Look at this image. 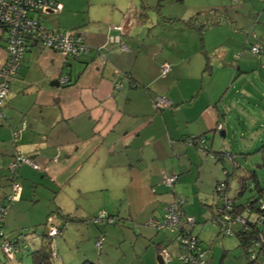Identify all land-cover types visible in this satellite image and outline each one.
Here are the masks:
<instances>
[{"label": "crops", "instance_id": "obj_1", "mask_svg": "<svg viewBox=\"0 0 264 264\" xmlns=\"http://www.w3.org/2000/svg\"><path fill=\"white\" fill-rule=\"evenodd\" d=\"M134 1L115 0L112 4L95 1L96 4L88 7L82 15L80 12H66L64 5L59 13H48L64 14L61 25L66 29L80 28L88 49L78 58H67L58 51L43 49L39 44L28 46L16 77L10 83L7 98L0 107V199L3 200L10 190L7 165L16 144L17 149L39 168L35 169L27 163L19 167L17 175L22 177L23 188L13 211L17 207L21 209L20 204L27 200L30 188L34 187L33 195H37L38 186L48 192L56 185L68 186L73 176L83 174L88 191L96 192L97 200L105 198V206L101 209L113 219L120 220L123 223L120 228L127 225L136 242L138 239L141 241V250L136 251L134 244L128 263L156 264L155 257L159 254L157 245L165 250L167 245H174L175 249L174 233L169 228L155 230L145 223L150 216H161L176 197L181 195L186 198L181 185V180L185 181L182 179L184 176L195 184L198 179L200 185L201 174L206 175L208 180L205 192L201 193L203 197L198 194L200 204L193 197V205L185 208L180 204L178 210L185 217L194 219L193 231L199 236L206 227L212 233L216 231L212 217L217 215L218 200L212 191L214 183L222 179L227 163L219 157L220 151L210 150H213L216 141L217 124L221 125V135L226 134L218 108L220 91L226 90L224 79L228 78V69L231 70L226 57L234 49H243L245 42L251 41L252 32L244 33L235 24L231 26L225 22L207 26L201 40L199 31L185 22L162 20L160 14L168 13L167 9H161L159 14L151 8L152 3L158 0ZM244 2L240 7L248 5V10L236 13L241 20L248 19L247 23H250L253 16L254 19H264V1H254V5L253 0ZM174 6L175 12L166 18L187 19L182 16L181 8ZM145 13L150 18L141 19ZM235 22L240 25L239 21ZM259 26L264 27L261 23ZM110 37H117L118 41L108 42ZM5 38L6 35L3 36L0 31V67L7 55ZM230 41H235L232 50L226 48ZM259 41L264 44V38L259 37ZM121 43L125 44V49H121ZM216 51L224 65L217 73L210 65L211 56ZM164 62L169 64V71L162 77L160 69ZM207 62L209 67H206ZM63 76L68 77L67 83H61ZM116 82L120 83V88L115 87ZM156 96L169 99L170 106L156 109L153 105ZM13 131H18L16 142L12 138ZM189 135H204V145L210 151L207 155H212L206 157L212 160V167L215 168L211 174L201 171L202 157L198 146L184 143ZM226 153L232 163L240 167L237 173L245 172L244 164L240 165L237 157L232 155L234 153ZM249 162L253 163V159ZM261 164L256 163L257 166ZM163 170L178 174L171 188L163 183ZM32 172L41 174L42 180L37 182ZM254 172L260 185L264 186V178ZM234 176L228 189L232 185L234 190H238L240 183L236 174ZM82 189L78 187V191ZM107 201L116 202L114 208L108 207ZM56 205H59L56 211L63 219L72 215L69 210L64 213L61 203ZM192 207L195 208L193 212ZM50 210L27 225L43 226L49 216L56 215L54 211L49 214ZM95 214L92 212L88 217H95ZM9 222L7 213L4 227L8 228ZM60 233L54 236L57 237L55 240L52 238V249L56 254L53 264H68L60 250ZM93 233H98V230ZM204 236V239L208 237ZM99 237L103 235L95 236L94 241L88 236L87 240L96 248L95 241ZM221 237L220 245L217 244L220 247L213 244L219 240L217 236L210 241L205 264H251L237 237L234 240L232 235ZM40 240L32 239V249L41 245ZM56 248H59L60 255ZM102 248L103 244L101 249L96 248L97 252ZM167 252L170 258L171 253ZM84 255L82 258H89V255ZM169 258L164 264L169 263ZM175 258L184 264L176 254ZM97 263L108 264L102 258H98Z\"/></svg>", "mask_w": 264, "mask_h": 264}, {"label": "rangeland", "instance_id": "obj_2", "mask_svg": "<svg viewBox=\"0 0 264 264\" xmlns=\"http://www.w3.org/2000/svg\"><path fill=\"white\" fill-rule=\"evenodd\" d=\"M58 1L65 6L66 12H80L82 15V13H86L88 7H92L93 4H96L95 1L99 4L102 1L112 4L115 0ZM138 1L140 0H136L134 1V3H137ZM244 1L246 0H158L152 3L151 8L156 11L166 8L168 13L165 12L162 14V16L166 17L169 16L168 14H170L171 12H175L176 8L174 5H177V7L181 8V14H183L182 16H185L184 18L188 19L196 16L199 17L200 21H197L196 26H199L201 25V23H204L203 33L207 26L217 25L226 22L231 26L236 25V28H238V30H241L244 33H255L257 36V40H259V37L264 38V27L259 26L260 23L261 25H264V19H254L253 16L250 17V23H247L248 19L241 20L240 17L236 15V13L240 12L241 10H248V5L243 6V8L240 7L245 3ZM254 1L258 0H253V5L255 4ZM152 9L150 11H152ZM206 13L208 14V17L204 16V14ZM146 14L147 13L143 14L140 18H150L149 16L147 17ZM63 16L64 14L62 13L58 15L48 14L47 16H45L43 22L46 26L50 28H57L56 26H59L58 28L63 30L66 29V27L61 25L62 18L64 19ZM160 18L162 20L164 19L162 17ZM215 18L217 23L211 24L210 20ZM236 20L239 21L237 23H239L240 25L236 24ZM253 41L254 40L251 38V41L247 40L246 44L244 45L248 47L250 46L249 42ZM233 44H235V41L228 42L226 44V48L232 50L234 48L232 47ZM241 50L234 49L233 51H231V54L228 55L229 58L226 57V60H228L227 64L229 65L231 70L228 69V73L230 72V75L228 74V78L224 79L223 83V87L226 90L220 91L222 92L220 93L221 100L218 102L221 122L224 125L226 134L221 135V125L217 124L215 127L216 141L213 150L210 151H220V158L223 160L224 163H227V165L225 164L227 169H224L223 177L224 174L228 175L229 172H232V159H230V156H226L225 154L227 151H229L234 153L232 155L235 156V158L237 157V160L241 166H243L244 164V167L246 169L257 171L258 174H261L259 176L262 179L264 178V166H257L256 163H264V159H262V154L260 152V147L264 146V53H261L257 56L244 54L240 58H236V55ZM221 51H225V49H221ZM213 56L218 57L219 59L214 60ZM211 57L212 62L210 63V65L212 64L216 73L222 71V67H224V65L221 64L222 61L220 59L221 57H219L218 55V51H216V53H214V55H212ZM210 65L208 64V66ZM225 67L227 69V66ZM225 80H228L226 81L227 83H225ZM193 137H196V135H190V138ZM211 137L212 132L210 133L209 138L211 139ZM185 138H188V136ZM185 144L191 146L190 142H186ZM198 151L202 157L200 162L201 171L207 175L211 174L215 171V168L212 167V160H209L206 157L212 156L207 155L210 151H208L207 147L205 148V145L204 147L202 145H199ZM254 156H256V158H254ZM250 159H253V163L249 162ZM165 161L170 162L167 159ZM163 172L167 175H176V177L178 175L176 171L170 172L163 170ZM32 174L34 177L36 176L37 182H39V180H42L41 174H36L35 172H32ZM160 175L162 176V170L160 171ZM201 176V179L203 178L201 180V185L198 184V179L197 184H195L188 181V176H184L182 178L186 181L185 182L181 180V185H183L184 187L183 194L184 196H186V198L184 199L185 201L182 204V206L184 205L185 208L194 204L192 202L193 197H195V200L198 203V194L199 196L203 197V194L201 193L205 192L204 188L206 187L208 177L204 174H201ZM9 177L11 179V183L12 181H16L19 183L20 191L18 197L15 196L16 200L7 202L6 214L8 213V217L10 218V226L6 228L3 224L2 230L5 235L9 238H24L25 240L23 241L22 239L20 242V250L16 255L18 259H15L13 254H11V259H7L4 257L2 251L0 250V258L4 261L6 260V264H29V260L26 256V253L27 250H33L32 237L34 236V238H36V233H42L44 229L42 224H38L35 226L27 224H31V222H33L32 220L38 219L42 215V213L48 210L49 208L52 209L50 210L49 214L54 212L56 213V215L49 216V223H57L58 221L63 219L61 213L59 211H56L57 207L59 206L56 205L57 203H61L60 207L61 209L65 210L64 213H68L67 211L69 210L72 214L71 216H66L64 218L66 219V223L63 225L61 233L58 236V238L61 239L62 242V248L60 250H62L64 260L68 264H72L75 261L77 262L76 264H80L83 260H89L97 263L98 258H102L108 264H129L128 255L132 253V248L134 244L136 245V251L139 249L141 250V241L138 239L136 242L134 234L128 230L127 225H125L126 227L123 226L124 228H120L123 225L120 220H118L116 223L111 224H96L93 223L92 220L88 217V215L92 214V212L96 213L97 215L99 214V212L102 210V206H105V198L100 197V199L97 200V196L95 194L96 192L88 191L87 187L83 182V180L85 179V176H83V174H81L80 176H73L68 186L56 185L53 188L49 189L48 192L43 191V189L38 186V190L36 193L37 195H33L34 187L30 188L28 185V189L30 188V192L29 195L26 197L27 200H24V203L20 204L22 205L21 209H17V207L14 211L13 207L15 206L16 202L19 201L18 199L21 194V189L23 188V180L22 177L18 175L9 174ZM223 177L221 178L223 179ZM218 183L220 184L221 182ZM190 185L193 186V189H191ZM198 185H200V187H198ZM78 187L83 188V191H78ZM178 187L180 191V184L178 185ZM226 188L227 184L225 182L224 191L226 190ZM236 191L237 190H234V187L231 185L230 192L236 193ZM56 193L57 195L55 201H53L55 197L54 195ZM212 194L217 200L219 199L217 198L219 196L218 190H215ZM249 195H251V191L246 190L244 192L243 197L246 198ZM106 204L108 207L114 208L116 202L107 201ZM209 205L211 204L209 203ZM198 209H200V207H198ZM193 211H195V208L192 207V212ZM186 215L189 214L186 213ZM182 216L184 217V215ZM186 222H188L190 229H192L195 223L194 219H192V221L187 220ZM208 223L211 222H206V224ZM213 225L216 227L215 233H212V230H209V227H206L207 229L205 230V232L200 235V238L204 242H202L203 244L209 241H213L214 237L217 236L219 240L214 241L213 244L216 243L215 245H220V238L222 237L221 235L217 234L219 232V228L215 223ZM196 226L199 227V224H196ZM230 227L234 229L233 225H231ZM95 230H98V233H93L95 232ZM101 234L103 235V248L100 252H97L96 248L90 245L89 240L94 241V237L100 236ZM203 234L208 237L206 239L202 238ZM88 236H90L89 240H87ZM227 237L229 238L230 236ZM56 238L57 237H54L53 240H55ZM235 238L236 237L233 233L232 239L234 240ZM24 243H27L26 248L24 247ZM165 248H167V250L171 253L168 264H181L175 258L176 246L175 249L174 245H167V247ZM56 249L58 255H60L59 248ZM84 254L89 255V258H82V256H85ZM21 257L22 260H19V258ZM155 261L156 264H158L156 257ZM53 262L54 261H52V264Z\"/></svg>", "mask_w": 264, "mask_h": 264}, {"label": "built area", "instance_id": "obj_3", "mask_svg": "<svg viewBox=\"0 0 264 264\" xmlns=\"http://www.w3.org/2000/svg\"><path fill=\"white\" fill-rule=\"evenodd\" d=\"M237 1V0H233ZM264 1V0H262ZM63 9V5L56 0H0V31L6 33V58L3 65L0 67V107L4 104L7 93L9 90L10 83L16 77L18 69L21 65L23 55L31 43L39 44L43 49H49L53 51H58L62 53L67 58H78L82 53L86 52L88 49V44L86 38L79 28L72 29H59L50 28L46 26L43 22L44 17L48 13H59ZM113 28H121V26H113ZM118 41L117 37L108 38V42ZM121 49H125V44L121 43ZM261 49L258 45H253L250 48V52L253 54L260 53ZM169 71V64L164 62L161 64L160 73L164 77ZM69 81L67 76L61 78V83H67ZM116 88H120V83H114ZM156 109H160L166 106H170V100L163 96H156L153 102ZM220 125V124H219ZM218 125V128H219ZM18 136V131L12 132L13 141L16 142ZM199 145L203 144V138L193 137ZM190 138L186 139L190 142ZM14 154L12 155L11 161L7 165V169L10 174L17 175L19 167L24 164H30L33 168L38 169V165L31 160L28 156L23 155L18 149L17 145L14 144ZM176 181V175H163V183L166 186L172 187ZM219 195L224 192V182H221L217 186ZM223 187V189H222ZM20 191L19 183L12 181L10 183V190L8 194L5 195L4 199L7 202L16 200L15 196L18 197ZM16 197V198H17ZM225 197L220 198L218 204V212L221 215V221H233L238 225L247 228L245 220L239 215L232 214L233 205L231 201ZM5 201V202H6ZM183 197H178L169 203L165 209V214L161 218L155 216H150L146 225L155 229H163L164 227H171L177 231L185 228L186 231L190 229L187 220L192 221V217H183L175 211L177 203H182ZM260 208H264V203L259 204ZM7 212V205L0 200V250L5 254L15 253L17 248L13 245L12 241L4 237L2 230V223L4 222ZM95 223H114V219L108 216L105 210H101L99 214L92 219ZM259 225L264 224L262 217L257 219ZM229 229H226L227 233ZM47 234L54 237L58 234V230L55 226H50ZM183 241L189 246H193V241L187 240L185 236ZM181 237V238H182ZM103 237H99L95 241V246L99 250L102 246ZM264 243V228H262V234L260 235L259 241L255 243L257 249ZM256 252V251H255ZM184 251L180 254L179 258H184ZM259 254L260 252H256ZM256 253L251 254V258L256 257ZM163 262H167L169 258V253L162 249L159 251ZM51 255L53 258L56 257L54 249H52ZM190 259V258H188ZM187 259V260H188Z\"/></svg>", "mask_w": 264, "mask_h": 264}, {"label": "trees", "instance_id": "obj_4", "mask_svg": "<svg viewBox=\"0 0 264 264\" xmlns=\"http://www.w3.org/2000/svg\"><path fill=\"white\" fill-rule=\"evenodd\" d=\"M157 12H159V14H160V10ZM160 16L162 18H164L163 20H166V21H172V20L183 21L186 24H188L189 26L194 27L197 31H199L200 39L203 40L202 33H203V27H204L203 24L204 23H201V25L196 26V23L199 20L198 16L191 17V18H188L185 20H182L179 18H166V17L162 16L161 14H160ZM205 17H208L207 13H206ZM210 22H211V24L217 23L216 18L211 19ZM76 28H78V27H76ZM1 33H4L6 35L5 32H1ZM250 38H252L254 41L249 42L250 46H248V47L245 46L244 49H242L236 55V58H239L240 56H242L244 54L251 55V56H257V55H260L261 53H264V44H262L259 40H257L256 34L252 32ZM245 44H246V42H245ZM253 45L259 46V48L261 49L260 53L253 54L250 52V48ZM5 49H6V43H5ZM22 60H23V58H22ZM206 67H209L208 62L206 64ZM203 136H202V138H203ZM189 138H190V135L188 136V139ZM195 138H201V136H196ZM186 139L187 138L184 139L185 143L187 142ZM190 139H191L190 140L191 146H195V147L199 146L198 142H196L194 140V138H190ZM204 142H205V140L203 138V144H204ZM205 148H206V146H205ZM260 152L262 154V159H264V146L260 147ZM225 154L227 156V153H225ZM261 166H264V163H262ZM238 168H240V167L236 166V164L233 163L232 170H231L232 172H229L228 175L224 174V177L222 180L216 181L214 183L212 193L215 190H217L216 186L219 184L218 182H224V183L226 182L227 188L223 192L222 196L220 194L217 197V198H219L218 202H219L220 198H222V197H225L228 200H230L231 205H233V207H234L232 210L233 216L239 215L240 217H242L245 220L248 227L244 228V227L238 225L237 223H235L233 221H226V220L221 221L220 220L221 215L218 212V206H219L218 202L216 204V208H217L216 214L217 215L215 217H212V221L220 229L219 235H233V233H234L235 237H237V239L239 241V246L243 249L244 253L247 255V258L251 264H264V243H262V244L260 243L261 246L259 247V249H257L258 247H256V245H255V243L257 241H259L260 235L262 234V228H264V224L259 225L257 222V219L260 217H262V220H264V208L261 209L259 206V204L264 203V186L260 185L254 170H248V169L244 168L245 172L239 174V173H237ZM234 172H236L235 174H236V177H237L240 185H239V188L236 191V193H230V189H228V185H229V181L233 177H235L234 176L235 174L233 175ZM176 179H177V177H176ZM167 187H169V186H167ZM169 188H171V187H169ZM246 190L251 191V195H249L246 198L245 197L243 198L244 192ZM177 198L178 197H176L175 199H177ZM225 198H223V199H225ZM0 200H2V199H0ZM3 203L5 205H7V201L5 202V199H3ZM183 203H184V199H183L182 203H177L175 211L178 214H181V213L183 214V212L180 213V211L178 210V208L180 209V207H178V205L183 204ZM107 214H108V216H111L109 213H107ZM164 214H165V210L161 216H158V217L155 216V217L161 218L164 216ZM95 217H91L90 219L92 220ZM48 221L49 220L47 219V221L43 224L44 230L42 231V233H38V234L36 233V235H35L36 238L41 239L40 240L41 245L37 249L27 250L26 256L28 257L29 264H52L53 256L51 255V252H52V247H53L52 246V238L53 237L49 236L47 234V231H48L49 227L53 224L49 223ZM65 221H66V219L62 220L60 223L55 224V227L58 230V234L60 233L63 225L65 224ZM116 221L117 220L114 219V223ZM93 223H95V222H93ZM231 225L234 226V229H232L230 227ZM2 226H3V223H2ZM166 228H169L174 233L173 239H174V242L176 244V257L178 259H180L179 256L184 251L183 255L185 256L184 258H186V260L181 258L180 261L182 263H184V264H205L206 263L207 253H208L207 251H208V246L210 244V241L203 244L204 243L203 240L200 238V236L197 234V232L193 231V228L189 229L187 231L185 228H182L180 231H177L175 229H172L171 227H164L163 229H160V230H164ZM226 229H229L228 231H230V232L227 233ZM155 230H159V229H155ZM182 236H185L187 238V240H190V237H192L191 240L193 241V243H192L193 246L189 247L183 241ZM4 237L6 239H9L10 241H12L13 245L17 248L16 252L12 253V254L14 255L15 259H18L16 257V255H17L18 251L20 250V242L22 239H23V241L25 239L24 238H22V239H20V238H9L5 235V233H4ZM43 237H45V238H43ZM32 239H34V236L32 237ZM24 247L25 248L27 247V243H24ZM161 248L162 247H159V245H157L158 251H161L162 250ZM255 251L260 252V253L257 254ZM253 253H256V257L254 259L251 258V254H253ZM3 255L5 258L11 259V254L3 253ZM188 258H190V259H188ZM19 260H22V257L19 258ZM5 261L0 258V264H6ZM80 264H97V263L89 261V260H83Z\"/></svg>", "mask_w": 264, "mask_h": 264}, {"label": "water", "instance_id": "obj_5", "mask_svg": "<svg viewBox=\"0 0 264 264\" xmlns=\"http://www.w3.org/2000/svg\"><path fill=\"white\" fill-rule=\"evenodd\" d=\"M156 260H157L158 264H164L160 254L156 255Z\"/></svg>", "mask_w": 264, "mask_h": 264}]
</instances>
